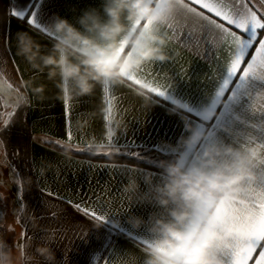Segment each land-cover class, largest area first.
<instances>
[{
    "label": "crops",
    "instance_id": "0c3cea01",
    "mask_svg": "<svg viewBox=\"0 0 264 264\" xmlns=\"http://www.w3.org/2000/svg\"><path fill=\"white\" fill-rule=\"evenodd\" d=\"M27 3L0 0V122L9 119L7 114L18 106L11 132L0 137V163L16 170L15 183L10 173L12 195H16L17 184L24 191V206L21 209L18 201L16 208V247L24 249L28 244V252L34 253L35 247L51 236L54 264H146V246L141 243L148 240L150 245L152 234L147 226L132 228L128 216L135 214L147 220L151 214H165V210L154 203L136 201L125 188L135 179L139 191L146 192L149 185L145 176L150 173L152 183H158L164 179L163 172L72 153L66 157L63 150L50 144L58 145L53 142L59 141L58 146L64 148L70 143L73 152L91 156L116 150L127 154L155 150L176 156L185 166L194 162L195 155L209 143L264 145V69L231 77L228 90L217 95L225 78L221 77L224 61L217 63L221 52L202 46L197 53L191 46L186 48L171 40L172 33L162 28L169 58L146 62L138 75L142 83L165 89L164 95L147 93L141 86L130 88L127 83L109 82L107 92L101 83L91 95L69 99L57 86L59 77L49 80L47 69L38 72L17 55L20 32L28 33L44 52L55 41L37 35L11 16L13 6ZM100 4L101 0H47L46 9L41 4L40 17L49 22L58 14L75 23L83 10ZM244 35L247 38L252 33ZM30 79L32 86L24 83ZM36 85L44 86L42 97L32 91ZM110 106L112 115L105 121ZM117 119L126 130L109 140L108 129ZM190 129L202 134L191 146L183 142ZM67 131L72 133L71 141L66 138ZM104 147L110 149H98ZM256 171L260 174L259 187L264 184V164ZM78 203L111 218L103 223L85 218L74 207ZM39 264H45L42 258Z\"/></svg>",
    "mask_w": 264,
    "mask_h": 264
},
{
    "label": "clouds",
    "instance_id": "9594fccd",
    "mask_svg": "<svg viewBox=\"0 0 264 264\" xmlns=\"http://www.w3.org/2000/svg\"><path fill=\"white\" fill-rule=\"evenodd\" d=\"M157 2L101 0L99 7L83 10L75 23L56 14L48 22L49 30L58 37L51 49L42 51L28 33L20 32L17 55L38 72L47 69L49 80L59 77L57 86L62 92L67 89L69 99L91 95L97 84L124 83L126 74L146 62L169 58L167 35L155 23L146 24L150 19L157 20ZM137 20L141 21L139 25ZM24 83L33 85L31 79ZM32 91L42 97L44 86L36 85ZM125 130L117 119L108 134L115 136ZM201 135L190 129L183 142L195 145ZM72 148L66 143L63 154L70 156ZM161 163L162 182L152 183L149 173L144 178L149 185L146 192L139 191L135 179L125 188L136 201L154 203L165 210V214L154 213L147 220L135 214L128 216L132 228L147 226L152 234L150 245L144 249L146 264H225L222 251L258 231L251 223L239 222L237 210L246 211L248 217L253 214L260 179L256 168L264 164V147L256 143L235 147L217 141L207 144L187 166L179 158ZM52 239L49 236L30 253V245L13 250L0 238V264H39L40 258L45 264H54Z\"/></svg>",
    "mask_w": 264,
    "mask_h": 264
},
{
    "label": "snow or ice",
    "instance_id": "6c2138e0",
    "mask_svg": "<svg viewBox=\"0 0 264 264\" xmlns=\"http://www.w3.org/2000/svg\"><path fill=\"white\" fill-rule=\"evenodd\" d=\"M42 3L46 9L47 0H28L27 4L13 6L11 16L26 23L29 29L37 35L53 42L58 37L49 30L48 22L40 17ZM156 15L155 22L150 19L146 24L155 23L160 29L166 28L172 33L171 40H175L186 48L191 46L197 53L202 46L206 50L213 49L221 52L217 63L224 61L221 65V77L225 78L217 95H223L228 90L231 77L247 76L257 68L264 69V0H159L156 3ZM140 23L141 21L137 20L136 24ZM249 31L252 36L246 38L244 34ZM124 48L125 43L122 42L121 51H124ZM141 68L142 66L134 73L126 74L124 83H127L130 88L141 86L147 90V93L164 95L165 89L147 82L142 83L138 75ZM141 74L147 75L146 73ZM19 91L20 89L17 88L16 92L19 93ZM103 91H109V82L103 83ZM64 92L67 94V89H64ZM138 94L144 95L145 93L138 92ZM107 102L111 105V98ZM65 103L67 104V101ZM17 108L18 106L14 105V111L7 114L9 119L0 122V137L11 132L14 123L12 117ZM111 115L110 106L106 110L105 121H108ZM66 138L68 141L73 139L71 131L66 132ZM108 139H112L110 133ZM0 143L3 141L0 140ZM53 143L60 144L59 141ZM9 171L15 183L16 170L10 165ZM16 187V197L22 209L24 191L22 185L17 184ZM74 207L85 218L93 221L103 223L111 218L102 212L98 213L96 209L88 205L78 203ZM237 216L239 222L251 223L258 231L241 238L239 243L234 244L231 249L223 250L221 255L225 264H264V184L255 188L252 216L248 217L246 211L243 210H237ZM134 234L130 233V235ZM141 244L147 247L149 241L145 240Z\"/></svg>",
    "mask_w": 264,
    "mask_h": 264
},
{
    "label": "rangeland",
    "instance_id": "374dc122",
    "mask_svg": "<svg viewBox=\"0 0 264 264\" xmlns=\"http://www.w3.org/2000/svg\"><path fill=\"white\" fill-rule=\"evenodd\" d=\"M2 147L3 146L0 144V152ZM134 155L140 156L142 160L149 164H159L155 158L151 156L142 155L139 152L134 153ZM7 167L8 166H2L0 163V190L3 193L0 195V198H3V203H1L2 207L0 206V213H2V216L0 217V238L6 240L8 245L15 250L17 249L16 246L18 236V231L16 230V208L19 202L17 197L12 195L13 188H11V174ZM6 210H8L9 213H7Z\"/></svg>",
    "mask_w": 264,
    "mask_h": 264
},
{
    "label": "trees",
    "instance_id": "16d2710c",
    "mask_svg": "<svg viewBox=\"0 0 264 264\" xmlns=\"http://www.w3.org/2000/svg\"><path fill=\"white\" fill-rule=\"evenodd\" d=\"M50 145L55 147V148L63 150V148L59 147L58 145H55V144H50ZM98 149L105 151V150H108L110 148L104 147V148H98ZM138 152L142 155H148V156L155 158V160L159 164H149V163L145 162L144 160H142L140 158V156H137V155H134L131 153H129V154L123 153L122 150H116L115 152H110L108 154H99V155H95V156H91V155L83 154V153H75V152L71 151L72 154L79 155V156H86V157L93 158V159L100 160V161H108V162H112V163L133 164V165H138V166H142L145 168L157 170L160 172H163V165L161 163L162 161H169V160L177 159V157L174 155L163 154L160 152H156L155 150H138ZM14 196H16V195H14ZM8 209H9V207H8ZM6 211H7V213H9L8 210H6Z\"/></svg>",
    "mask_w": 264,
    "mask_h": 264
}]
</instances>
